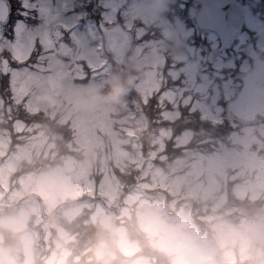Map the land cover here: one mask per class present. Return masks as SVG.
I'll return each mask as SVG.
<instances>
[{
    "label": "rangeland",
    "instance_id": "374dc122",
    "mask_svg": "<svg viewBox=\"0 0 264 264\" xmlns=\"http://www.w3.org/2000/svg\"><path fill=\"white\" fill-rule=\"evenodd\" d=\"M4 1L17 3L15 7L19 18L14 25L4 28L0 25V59L7 57L9 62L7 74L3 75L0 71V115L3 104L10 111L13 109L11 104L14 107L21 104V111L43 121L26 125L21 121L25 116L20 110H16L14 115L10 114V120L15 118L19 121L20 118L21 124L15 122L16 131L29 132L28 137L22 139L24 142L42 138L45 134L41 129L45 122H59L63 126L64 139L100 144L107 162L98 164L95 169L100 177L97 193L101 197H107L109 201H115L118 197L121 191L119 184L122 180L129 179L131 167L140 170L136 181L139 186L147 185L151 188L156 183L166 190L171 186L170 182L181 187L187 184L192 189L211 185L219 189L225 200L229 198V192L232 195L240 193L244 199L253 194L264 197V119L260 118L252 124L237 128V123L225 109L236 92L234 79L238 80L250 68V62L246 57H241V54L244 55L252 35H258L254 40L255 47L264 55V13L261 14L260 10L263 9L264 12L263 5L254 11L251 7L246 9L241 32L234 38L230 49L221 52L209 67L204 63L205 55L209 49L218 46V40L214 33L206 32L204 44L193 45V40L189 39L195 32L191 25L199 7H193L191 0H188L189 4L167 0L175 2L174 6L182 7L175 8L177 16L169 17L168 14L173 13L169 3L164 5L161 12L148 15L138 0ZM97 11L105 26L116 21L120 12L124 29L132 30L135 25L136 35H144L149 30L156 40L146 43L145 49L137 47L124 56L122 73L132 75L131 80L138 79L137 91L140 96L131 101L132 105L128 106L120 100L115 106L85 115L73 110V94L91 88L106 78L117 76L112 75L115 67L111 64V57L105 55L104 58L106 49L95 27L93 15ZM138 23L140 26H137ZM196 32L199 34L200 31ZM168 41L175 47V50L170 47L168 56L173 59L175 67L171 75L179 82L161 91L160 99L167 100V105H173L170 110L163 112L162 117L166 121H173L180 116L179 110L184 109L207 121L190 124V128L194 125H207L216 132V125L224 119L235 124L236 129L228 130L225 134L216 132L215 139L208 132H201L221 146L222 149L214 153H209L207 149L199 154L187 150L186 146L195 145L199 135L185 129L177 135L173 129L177 127L173 122L165 128L150 125L151 119L134 105L142 108L147 93L155 86L156 80L152 83L155 71L150 65H163ZM13 51L22 60L15 59ZM207 67L210 70H205ZM171 68L172 66L168 69ZM135 71L139 74L136 77ZM234 71L240 73L233 78ZM6 97L9 102L4 101ZM223 99L226 103L224 110L218 103ZM141 100L143 104H140ZM138 112L146 119L137 118ZM140 134L152 135L151 143L157 146L158 151L164 149L167 141L174 149L185 147L184 151L172 161H168L167 156L162 153L157 156L153 153L143 165V158L137 152L142 140ZM21 136L24 137L23 134ZM8 137V132L0 124V141L6 140L9 147ZM138 138L140 142L136 143ZM17 145L22 143L15 142L13 151ZM145 145L149 146L150 141L146 139ZM198 146L203 147V144ZM7 156L4 155L5 159ZM156 157L160 162L166 159V166L161 167L160 162L150 163ZM110 161L112 164H109ZM111 168L114 171L112 175ZM92 174L93 171H90L87 179L81 181V187L91 198L94 196ZM160 177L166 179L161 182ZM133 189L139 191V188L132 187L124 194L122 202L132 195Z\"/></svg>",
    "mask_w": 264,
    "mask_h": 264
},
{
    "label": "clouds",
    "instance_id": "9594fccd",
    "mask_svg": "<svg viewBox=\"0 0 264 264\" xmlns=\"http://www.w3.org/2000/svg\"><path fill=\"white\" fill-rule=\"evenodd\" d=\"M138 2L152 15L167 0ZM130 84L106 78L73 94L72 108L115 106ZM41 132L0 163V264H264V197L170 182L100 206L81 181L107 162L103 147L64 139L59 122ZM7 148L0 141V157Z\"/></svg>",
    "mask_w": 264,
    "mask_h": 264
},
{
    "label": "water",
    "instance_id": "95a60500",
    "mask_svg": "<svg viewBox=\"0 0 264 264\" xmlns=\"http://www.w3.org/2000/svg\"><path fill=\"white\" fill-rule=\"evenodd\" d=\"M201 3V9L195 16L196 24L203 30L214 32L219 39V47L208 52V63L212 64L222 49L230 47L235 34L242 26V10L235 0H193ZM6 16V5L0 1V21ZM99 29L105 38L108 50L113 54V61L121 64L125 51L130 44V36L120 25L105 27L99 23ZM203 38V34L200 35ZM245 54L252 60L251 68L242 77V87L246 101L242 105L231 101L228 109L244 121L252 120L256 114L264 116V59L249 43ZM7 60L1 62L2 73L6 72ZM240 90V91H241ZM105 205V201L101 200Z\"/></svg>",
    "mask_w": 264,
    "mask_h": 264
},
{
    "label": "trees",
    "instance_id": "16d2710c",
    "mask_svg": "<svg viewBox=\"0 0 264 264\" xmlns=\"http://www.w3.org/2000/svg\"><path fill=\"white\" fill-rule=\"evenodd\" d=\"M254 10L255 9H253V11ZM148 38H151L149 31H147L140 39H137L135 41L134 45L136 47L138 46V47H142V48L145 49V46H144L143 42H144V40H147ZM241 57L245 58V56L243 54H241ZM171 62H173V60L171 58H169L168 56H166L162 66L159 65V64L156 65L155 67L150 66V68H152L155 71V73L153 75V80L154 81L156 80V89L155 90H157V92L159 91V89H160V91H165L169 87H171L173 85L175 86L179 82L177 79L174 80L171 77L170 69H168L169 67H171ZM138 71H140V70H138ZM138 71H135V77L139 75ZM133 72H134L133 69H131V73H133ZM235 72H237V71H234V73ZM117 76L122 78V79L123 78H127V79L131 80V76L132 75H129V73L125 74V73L119 72L117 74ZM137 80H138L137 78H135V79L133 78V80H131V84L129 86V89H128L126 95H124L123 98H122L123 100L129 101L131 99V96L136 93V87L138 85V81ZM152 97L153 96L148 97V103L144 106L145 113L151 119V123H154V124L158 125V127H166L168 125V121H164V120H163L164 122L159 121V119L161 117V116L159 117V115H160L161 107H162L161 103L158 101L159 95H156L153 98ZM178 121H180L179 128H175L174 127V129L175 130L176 129L177 130H182L183 129V125H184V121H183L182 118H180ZM204 142H205V139L199 137V140L195 143V145H197V148L193 149L192 151L195 154L203 153L205 149H207V151H209L210 149L208 148L207 144H205L206 142L205 143ZM202 144H203V147L198 146V145H202ZM151 150H154V148H151V147L146 146V145L143 146L141 154H140L141 158H143V165L145 163H147V161H148L147 158L150 155V151ZM163 153L166 154L168 161H172L173 159H175V156L177 155V153H179V151H177V153H176L167 144L166 147H165V151ZM157 154H156V156H157ZM159 162L160 161H158L157 157L151 161L152 164H157ZM160 164H163V162H160ZM163 169H165V168H163ZM139 171H140L139 169H136L135 167H131V170H130L131 174H129V179L121 181V185L123 186V191L124 192L129 191V187L128 186L132 185V183H136V181L138 180ZM126 175L127 174H123V176H126ZM98 179H99V177L95 175V180L98 181ZM140 180L143 181L142 179H140ZM144 181L147 182L146 179Z\"/></svg>",
    "mask_w": 264,
    "mask_h": 264
},
{
    "label": "flooded vegetation",
    "instance_id": "af4514ba",
    "mask_svg": "<svg viewBox=\"0 0 264 264\" xmlns=\"http://www.w3.org/2000/svg\"><path fill=\"white\" fill-rule=\"evenodd\" d=\"M240 5H241V7H242V9H243V12H244V16L246 15V5L247 4H244V3H247L249 0H236ZM178 2H183V3H189V1L188 0H178ZM169 3V4H168ZM169 5L170 7H171V10L173 9V10H176V9H180V8H182V7H177V6H174L175 5V2H171V1H169V2H166V5ZM199 6V3H197V5H195V7H198ZM176 8V9H175ZM184 8V7H183ZM3 27V26H2ZM4 101L5 102H9L8 101V99L6 98V99H4ZM13 109H12V111H10V110H8L7 109V107L3 104L2 105V113H1V115H0V124H1V127L3 128V129H7L8 131L9 130H11V131H13V132H19V131H16L15 129H16V126H17V124L15 123V122H17L18 124H21V121H20V118L18 119L19 121H16L15 120V118L11 121L10 120V114H15L16 113V110H20L21 109V104H19L18 106H15L14 107V105H10ZM15 128V129H14ZM10 133V132H9ZM10 150V147H8L7 149H6V151H5V154H8V151ZM4 154V155H5ZM5 159V157L3 156V157H0V163H2L3 162V160Z\"/></svg>",
    "mask_w": 264,
    "mask_h": 264
},
{
    "label": "snow or ice",
    "instance_id": "6c2138e0",
    "mask_svg": "<svg viewBox=\"0 0 264 264\" xmlns=\"http://www.w3.org/2000/svg\"><path fill=\"white\" fill-rule=\"evenodd\" d=\"M13 56H14V58L17 59V60H22V59L17 55V53H16L15 51H13ZM161 74H162V73H161ZM11 88H12V86H11ZM156 95H159V96L162 95L160 89H159L158 92L154 93L153 97L156 96ZM153 97H152V98H153ZM231 100L235 101L237 104H240V105H242L243 103H245V101H246V96H245L243 90H241V91L238 92V93H234L233 96L231 97ZM165 102L168 103L167 100L163 101L164 104H165Z\"/></svg>",
    "mask_w": 264,
    "mask_h": 264
}]
</instances>
